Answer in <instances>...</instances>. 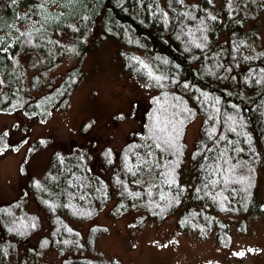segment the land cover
Here are the masks:
<instances>
[{
    "label": "trees",
    "instance_id": "16d2710c",
    "mask_svg": "<svg viewBox=\"0 0 264 264\" xmlns=\"http://www.w3.org/2000/svg\"><path fill=\"white\" fill-rule=\"evenodd\" d=\"M194 1L59 0L47 24L14 40L7 34L19 19L18 9L42 0H16L0 8V111L45 119L68 104L82 78L86 52L56 82L48 73L61 60L54 41L58 34L92 40L99 31L102 38H115L123 48L141 52L120 51L122 68L154 91L139 131L117 152L103 149L100 158L112 168L109 176L93 175L78 152L75 159L51 161L36 198L51 222L49 234L39 241L40 252L92 249L99 229L83 237L70 221L95 217L114 192L126 207L158 221L178 212L181 222L207 231L225 226L222 215L264 213L255 193L264 168V52H251L256 37L244 29L247 21H256L263 5L222 0L217 11H210V0ZM19 51L43 61L29 79L15 59ZM196 117H201L199 137L187 151L184 131ZM186 161L193 173L183 181ZM50 173L57 176L54 182ZM185 200L188 207L181 208ZM16 209L14 203L0 208V224L6 236L26 239L39 230L40 221ZM5 255L6 245H1L0 262ZM88 261L69 257L61 264Z\"/></svg>",
    "mask_w": 264,
    "mask_h": 264
},
{
    "label": "rangeland",
    "instance_id": "374dc122",
    "mask_svg": "<svg viewBox=\"0 0 264 264\" xmlns=\"http://www.w3.org/2000/svg\"><path fill=\"white\" fill-rule=\"evenodd\" d=\"M221 1L210 0L209 10L217 11ZM258 1L262 11L256 21H247L244 26L245 31L255 34L251 52L256 54L264 52V0ZM7 3L12 0H1L0 8ZM59 5V0H42L33 6H21L19 19L8 29V38L14 40L27 30L44 26ZM73 38L61 34L54 37L62 56L59 65L48 73L58 82L86 52L80 66L82 78L66 106L53 110L45 119L0 111V208L14 203L16 211L34 214L40 221L39 230L22 240L6 236L0 224V246L6 245L5 259L0 264H61L69 257L89 259L72 264H264V213L222 215L225 226L207 231L201 225L181 222L178 212L158 221L139 208L126 207L116 192L94 218L70 221L83 237L92 228L99 229L92 249L84 253L56 247L38 250L40 239L51 228L48 215L36 199L44 189L51 161L56 157L75 159L78 152L93 175L109 176L112 168H106L100 158L103 149L115 153L128 142L131 133L139 131L141 116L154 94L122 68L120 51L138 56L141 52L123 48L115 38H102L99 31L90 37L92 40L89 36ZM14 56L28 79L43 62L26 51ZM200 122L201 117H196L185 128L187 151L195 146ZM192 171L186 161L182 180H188ZM56 177L50 173L48 179L54 182ZM255 193L264 205V168L259 171ZM187 207L185 200L181 208Z\"/></svg>",
    "mask_w": 264,
    "mask_h": 264
},
{
    "label": "snow or ice",
    "instance_id": "6c2138e0",
    "mask_svg": "<svg viewBox=\"0 0 264 264\" xmlns=\"http://www.w3.org/2000/svg\"><path fill=\"white\" fill-rule=\"evenodd\" d=\"M12 3H16V0H12ZM5 135H7V133H5ZM221 139H223V137H221Z\"/></svg>",
    "mask_w": 264,
    "mask_h": 264
},
{
    "label": "bare ground",
    "instance_id": "6f19581e",
    "mask_svg": "<svg viewBox=\"0 0 264 264\" xmlns=\"http://www.w3.org/2000/svg\"><path fill=\"white\" fill-rule=\"evenodd\" d=\"M121 39V38H120Z\"/></svg>",
    "mask_w": 264,
    "mask_h": 264
},
{
    "label": "flooded vegetation",
    "instance_id": "af4514ba",
    "mask_svg": "<svg viewBox=\"0 0 264 264\" xmlns=\"http://www.w3.org/2000/svg\"><path fill=\"white\" fill-rule=\"evenodd\" d=\"M140 118V117H139Z\"/></svg>",
    "mask_w": 264,
    "mask_h": 264
}]
</instances>
